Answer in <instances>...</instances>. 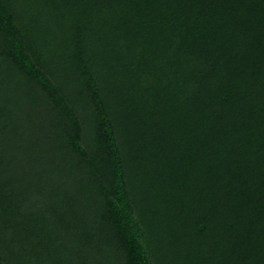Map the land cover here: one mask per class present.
<instances>
[{"label": "trees", "instance_id": "obj_1", "mask_svg": "<svg viewBox=\"0 0 264 264\" xmlns=\"http://www.w3.org/2000/svg\"><path fill=\"white\" fill-rule=\"evenodd\" d=\"M0 264H264V0H0Z\"/></svg>", "mask_w": 264, "mask_h": 264}]
</instances>
